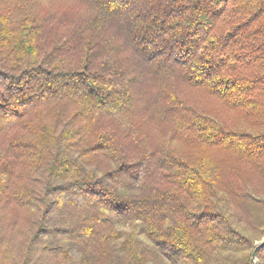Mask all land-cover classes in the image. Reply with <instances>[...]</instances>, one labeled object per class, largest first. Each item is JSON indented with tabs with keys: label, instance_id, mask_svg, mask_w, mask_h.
Listing matches in <instances>:
<instances>
[{
	"label": "trees",
	"instance_id": "obj_1",
	"mask_svg": "<svg viewBox=\"0 0 264 264\" xmlns=\"http://www.w3.org/2000/svg\"><path fill=\"white\" fill-rule=\"evenodd\" d=\"M59 1L0 0V264H264V0Z\"/></svg>",
	"mask_w": 264,
	"mask_h": 264
},
{
	"label": "rangeland",
	"instance_id": "obj_2",
	"mask_svg": "<svg viewBox=\"0 0 264 264\" xmlns=\"http://www.w3.org/2000/svg\"><path fill=\"white\" fill-rule=\"evenodd\" d=\"M43 3H44V6H52V5H56V4H60V3H65V2H60L59 0H42ZM191 99H195V98H198L199 97V93L197 92H193V93H190L188 94ZM152 128V127H150ZM148 134L151 135V139H153L154 135H157V133L153 130H148ZM21 224H19L20 226H18L17 228H9V232H8V236L10 237V240L12 243H19L20 240L22 239V236H23V229L25 228V223L24 221L23 222H20ZM264 242V241H263Z\"/></svg>",
	"mask_w": 264,
	"mask_h": 264
},
{
	"label": "water",
	"instance_id": "obj_3",
	"mask_svg": "<svg viewBox=\"0 0 264 264\" xmlns=\"http://www.w3.org/2000/svg\"><path fill=\"white\" fill-rule=\"evenodd\" d=\"M264 246V242L261 244V247H263ZM256 252L254 253V261H255V264H257V261H256Z\"/></svg>",
	"mask_w": 264,
	"mask_h": 264
}]
</instances>
